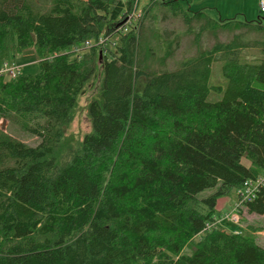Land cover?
Masks as SVG:
<instances>
[{
    "label": "trees",
    "instance_id": "16d2710c",
    "mask_svg": "<svg viewBox=\"0 0 264 264\" xmlns=\"http://www.w3.org/2000/svg\"><path fill=\"white\" fill-rule=\"evenodd\" d=\"M138 5L0 0V66L28 49L38 64L0 78V120L37 139L0 130V264H264L252 238L205 227L264 174V25ZM216 59L227 86L207 102ZM98 73L90 131L64 143ZM242 209L264 215V187Z\"/></svg>",
    "mask_w": 264,
    "mask_h": 264
},
{
    "label": "rangeland",
    "instance_id": "374dc122",
    "mask_svg": "<svg viewBox=\"0 0 264 264\" xmlns=\"http://www.w3.org/2000/svg\"><path fill=\"white\" fill-rule=\"evenodd\" d=\"M182 7L189 11L195 12L202 10L209 17L213 19H219L216 11L222 8V10L236 11L238 14H233L232 18L228 19H238L241 21H256L260 20L261 24L264 25V13L259 10V0H179ZM264 1V0H261ZM260 1V2H261ZM146 0H139V5L137 12L145 5ZM225 14H221L224 17ZM228 15V14H226ZM235 15V16H234ZM224 20V19H221ZM86 46H90L89 44ZM182 53L179 51L175 57L168 63L169 68H173L175 63L181 59ZM12 62L21 69V76L35 75L38 72V64L36 54L33 49H28L18 55H16ZM222 62L218 59L212 62L209 85L213 87L222 88V93L210 90L206 101L216 102L222 99L223 91L226 89L227 80L222 75ZM8 79V78H7ZM99 73L96 77L88 84L83 94H81L77 99L76 110L72 116L71 121L66 126L64 131V143H70L76 146L82 140L84 134L89 133L90 123L87 117L86 106L89 100L95 96L98 85H99ZM1 122V120H0ZM4 132L9 133L13 138L18 139L28 145L37 144V139L29 134L19 130L16 126L10 125L5 121ZM214 192L213 189L204 190L201 195H209ZM237 195L233 190L228 195L219 197L216 204V216H223L232 211L234 203L236 202ZM222 227L228 232H240L244 237L252 238L258 245L264 248V215L257 216L253 214H248L244 209L238 215V221L234 224L228 220L222 221ZM201 237L199 234L195 240ZM184 254L190 255L192 249L186 247L184 249Z\"/></svg>",
    "mask_w": 264,
    "mask_h": 264
},
{
    "label": "built area",
    "instance_id": "2783aa9c",
    "mask_svg": "<svg viewBox=\"0 0 264 264\" xmlns=\"http://www.w3.org/2000/svg\"><path fill=\"white\" fill-rule=\"evenodd\" d=\"M259 10L261 13H264V1H261L259 4ZM129 19V16H128ZM21 73L20 67H17L13 62H4L0 66V78L5 77L8 79H14L18 77ZM259 186L264 187V174L257 178L254 181L247 180L243 183L242 187L236 190L237 199L234 203L232 211L220 216L216 219L213 224H207L205 227L209 228L212 225H222L223 220H228L232 223H236L238 221V209L246 202H249L253 197L254 193ZM234 233H237L235 231Z\"/></svg>",
    "mask_w": 264,
    "mask_h": 264
},
{
    "label": "crops",
    "instance_id": "0c3cea01",
    "mask_svg": "<svg viewBox=\"0 0 264 264\" xmlns=\"http://www.w3.org/2000/svg\"><path fill=\"white\" fill-rule=\"evenodd\" d=\"M260 1L261 0H259V4H260ZM222 8L223 7H221V9H219V11H216V14H217V16L219 17V19L221 20V19H224V20H227L226 18H232L231 16L233 15V14H238V13H236V11L234 10H232V11H225V10H222ZM221 14H225L224 15V17H221ZM226 14H228V15H226ZM234 15V16H235Z\"/></svg>",
    "mask_w": 264,
    "mask_h": 264
},
{
    "label": "water",
    "instance_id": "95a60500",
    "mask_svg": "<svg viewBox=\"0 0 264 264\" xmlns=\"http://www.w3.org/2000/svg\"><path fill=\"white\" fill-rule=\"evenodd\" d=\"M5 123H6L5 120H1V122H0V130L4 131Z\"/></svg>",
    "mask_w": 264,
    "mask_h": 264
}]
</instances>
